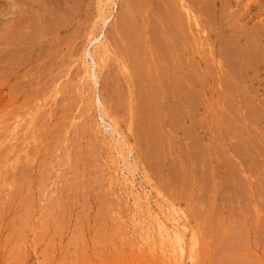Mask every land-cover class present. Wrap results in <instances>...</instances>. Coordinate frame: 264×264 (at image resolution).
Masks as SVG:
<instances>
[{
  "label": "rangeland",
  "instance_id": "374dc122",
  "mask_svg": "<svg viewBox=\"0 0 264 264\" xmlns=\"http://www.w3.org/2000/svg\"><path fill=\"white\" fill-rule=\"evenodd\" d=\"M130 1L0 0V264H264V0Z\"/></svg>",
  "mask_w": 264,
  "mask_h": 264
},
{
  "label": "bare ground",
  "instance_id": "6f19581e",
  "mask_svg": "<svg viewBox=\"0 0 264 264\" xmlns=\"http://www.w3.org/2000/svg\"><path fill=\"white\" fill-rule=\"evenodd\" d=\"M51 1V0H50ZM132 1V0H131ZM130 1V2H131ZM132 2H134V1H132ZM135 3H136V1H135ZM135 3H133V4H135ZM137 3H138V1H137ZM129 4V3H128ZM131 5V4H130ZM137 5V4H136ZM135 5V6H136ZM53 6V5H52ZM134 7V6H133ZM126 8V7H125ZM132 8V7H131ZM128 9V8H127ZM130 9V8H129ZM125 10V9H124ZM44 12H46V10L44 11ZM125 12V11H124ZM130 12V11H129ZM165 12V11H164ZM169 13V12H168ZM130 14V13H129ZM169 14H171V12L169 13ZM124 15L126 16V14L124 13ZM167 15V14H166ZM122 16V15H121ZM127 16H128V14H127ZM169 17V16H168ZM171 17H172V15H171ZM171 17H169V18H171ZM174 17H175V15H174ZM128 18V17H127ZM132 18V17H131ZM173 19V18H172ZM125 20V19H124ZM126 20H128V19H126ZM130 21H133V20H130ZM129 22V21H128ZM127 22V23H128ZM171 22V21H170ZM121 23V22H120ZM131 24H132V22H131ZM129 25V24H128ZM170 25V24H169ZM174 25V24H173ZM127 27V26H126ZM181 27V26H180ZM128 28V27H127ZM130 28H133V26H130ZM136 28V27H135ZM174 28V27H173ZM123 30L125 31V29L123 28ZM133 31H131L132 33L134 32V29H132ZM130 31V30H129ZM137 31V30H136ZM131 33V34H132ZM136 33V32H135ZM137 33H138V31H137ZM124 34V33H123ZM129 34H130V32H129ZM128 34V35H129ZM155 34H158V33H155ZM167 34V33H166ZM138 35V34H137ZM136 35V36H137ZM139 36V35H138ZM130 38H132V36H129ZM129 37L127 38V39H129ZM138 38V37H137ZM157 39V38H156ZM163 39V38H162ZM158 41H160V40H158ZM164 41H165V38H164ZM128 42V41H127ZM139 42V41H138ZM166 42H168V40L166 39V41H165V43ZM129 43V42H128ZM162 43V42H161ZM164 43V42H163ZM129 45V44H128ZM139 46H141L140 44H139ZM153 48V47H152ZM157 49H158V47H156ZM156 48H153V50L154 49H156ZM165 48V47H164ZM167 48H168V46H167ZM167 50V49H166ZM124 51V50H123ZM155 51H157V50H155ZM154 51V52H155ZM161 51H163V49L161 50ZM157 53V52H156ZM159 53V52H158ZM163 53V52H162ZM129 53H127V55H128ZM169 55V54H168ZM165 56H166V53H165ZM131 57V56H130ZM136 57V56H135ZM169 57V56H168ZM131 59V58H130ZM165 59V58H164ZM169 59H170V57H169ZM161 60V59H160ZM175 60V59H174ZM131 61H132V59H131ZM166 61H167V59H166ZM170 61V60H169ZM132 63V62H131ZM170 63V62H169ZM135 68H136V65H135ZM137 69V68H136ZM136 71V70H135ZM136 73H137V71H136ZM142 75H143V73H141ZM137 75H140L139 73H137ZM134 77V76H133ZM139 77V76H138ZM134 79V78H133ZM161 79V78H160ZM156 82V81H155ZM163 82V81H162ZM164 84V83H163ZM162 85V84H161ZM141 86V85H140ZM153 88V87H152ZM143 92V91H142ZM153 94V93H152ZM123 98V97H122ZM155 98H156V95H155ZM125 99V98H124ZM157 99V98H156ZM143 101V100H142ZM147 101V100H146ZM145 101V102H146ZM150 101V100H149ZM148 104H150V102L148 103V101H147V106H148ZM145 106V105H144ZM146 107V106H145ZM149 107H150V105H149ZM148 107V108H149ZM143 108V107H142ZM147 109V108H146ZM147 110H149V112H150V110H152L151 108L150 109H147ZM144 114H145V117H149V116H146V113L144 112ZM144 114L142 113V115L144 116ZM150 114V113H149ZM141 120V119H140ZM144 120H145V118H144ZM145 122V121H144ZM141 124H143V123H141ZM146 125V124H145ZM145 125H143V126H145ZM142 126V127H143ZM146 127V126H145ZM143 129H145V128H143ZM145 132H147V130L145 131ZM150 133V132H149ZM143 136V135H142ZM147 137V136H146ZM155 139L157 138L156 137V135H155V137H154ZM150 139V138H149ZM154 140V139H153ZM157 140H155V142H156ZM151 142V141H150ZM153 145H155V143L153 144ZM154 147V146H153ZM155 148H156V146H155ZM155 150V149H154ZM156 150H157V148H156ZM160 150V149H159ZM158 154V153H157ZM156 154V155H157ZM155 155V154H154ZM158 156H160V155H158ZM157 156V157H158ZM156 158V157H155ZM159 159V158H158ZM158 159H156L157 161H158ZM154 163H156L155 161H154ZM158 163H159V161H158ZM154 165V164H153ZM173 222H172V225H175L176 224V218L174 217L173 218ZM157 225L160 227V228H162V229H164L165 230V225L163 224V223H161V222H158L157 223ZM175 227V226H174ZM177 230H176V228H173L171 231H170V237H172L173 239H175L176 241H180V237L178 236V235H175V232H176Z\"/></svg>",
  "mask_w": 264,
  "mask_h": 264
}]
</instances>
